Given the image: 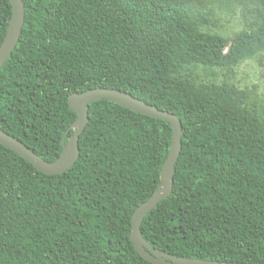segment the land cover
<instances>
[{"label":"trees","instance_id":"16d2710c","mask_svg":"<svg viewBox=\"0 0 264 264\" xmlns=\"http://www.w3.org/2000/svg\"><path fill=\"white\" fill-rule=\"evenodd\" d=\"M190 0H22L18 43L0 70V130L46 162L76 114L68 97L108 88L181 123L170 195L140 225L159 252L264 264V104L233 68L264 51L259 26L230 42L189 19ZM12 17L0 0V45ZM183 65L225 69L230 83L196 85ZM79 156L38 172L0 145V264H151L130 240L134 211L159 188L170 124L100 100L89 104Z\"/></svg>","mask_w":264,"mask_h":264},{"label":"water","instance_id":"95a60500","mask_svg":"<svg viewBox=\"0 0 264 264\" xmlns=\"http://www.w3.org/2000/svg\"><path fill=\"white\" fill-rule=\"evenodd\" d=\"M8 1L12 6V17L5 38L0 45V70L15 49L24 22V6L22 0ZM100 100L115 103L137 114L164 120L170 124L172 130L168 155L160 172V188L134 211L131 218L130 240L138 255L151 264H228L168 255L154 249L141 236L140 225L143 219L151 212L156 204L166 199L171 193L174 167L180 154L182 138L181 123L175 115L158 110L118 90L108 88L91 89L69 95L68 106L76 114V120L72 125V134L67 137L69 130L64 134L62 138V151L55 161L49 163L42 160L21 142L1 130L0 145L16 153L42 174L50 176L63 174L78 159V139L88 122L87 108L89 104Z\"/></svg>","mask_w":264,"mask_h":264},{"label":"rangeland","instance_id":"374dc122","mask_svg":"<svg viewBox=\"0 0 264 264\" xmlns=\"http://www.w3.org/2000/svg\"><path fill=\"white\" fill-rule=\"evenodd\" d=\"M187 8L192 11L189 19L201 31L221 35L228 42L239 32L256 29L261 21V8L255 0H190ZM225 72L216 67L183 65L177 75L191 79L198 86L220 85L230 83ZM233 72L235 86L248 92L251 106L260 110L264 104V51L234 67Z\"/></svg>","mask_w":264,"mask_h":264},{"label":"clouds","instance_id":"9594fccd","mask_svg":"<svg viewBox=\"0 0 264 264\" xmlns=\"http://www.w3.org/2000/svg\"><path fill=\"white\" fill-rule=\"evenodd\" d=\"M245 7H254V5H244ZM258 7V6H256Z\"/></svg>","mask_w":264,"mask_h":264}]
</instances>
